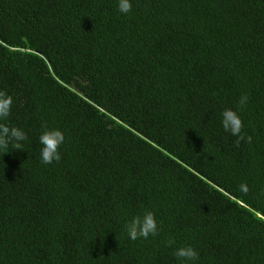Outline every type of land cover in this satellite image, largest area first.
I'll return each instance as SVG.
<instances>
[{
  "label": "trees",
  "instance_id": "trees-1",
  "mask_svg": "<svg viewBox=\"0 0 264 264\" xmlns=\"http://www.w3.org/2000/svg\"><path fill=\"white\" fill-rule=\"evenodd\" d=\"M118 2L0 0L4 123L28 136L0 150V264H264V0ZM146 211L159 234L133 241Z\"/></svg>",
  "mask_w": 264,
  "mask_h": 264
},
{
  "label": "clouds",
  "instance_id": "clouds-1",
  "mask_svg": "<svg viewBox=\"0 0 264 264\" xmlns=\"http://www.w3.org/2000/svg\"><path fill=\"white\" fill-rule=\"evenodd\" d=\"M119 11L122 14H128L132 11V3L130 0H119ZM248 102L247 94L242 95L239 100V106L245 107ZM13 97L6 91L0 90V150L5 153L9 152V145L11 144L13 149H22L23 141L28 140V136L19 127H12L4 123L11 116L13 107ZM222 126L226 132L231 133L236 137L235 144L237 147L241 142L252 143V137L243 132L244 124L241 117L236 111L232 109H225L222 113ZM43 131L39 136V143L41 148V162L45 165L59 162L62 159L60 148L65 142V135L59 129H49L47 124L42 125ZM240 191L247 194L249 191L246 184L240 185ZM128 236L131 240L143 238L147 239L149 236L155 237L159 234L160 228L155 217V214L151 211H146L143 216H136L125 225ZM175 244L174 239H168L166 246L171 247ZM175 257L181 261V264H192L199 259V253L191 246L180 247L175 253Z\"/></svg>",
  "mask_w": 264,
  "mask_h": 264
}]
</instances>
